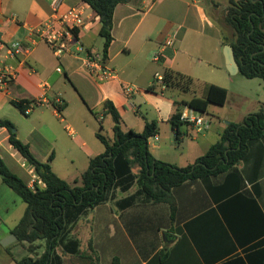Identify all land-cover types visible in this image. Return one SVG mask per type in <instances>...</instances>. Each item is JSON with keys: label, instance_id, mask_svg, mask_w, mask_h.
<instances>
[{"label": "crops", "instance_id": "1", "mask_svg": "<svg viewBox=\"0 0 264 264\" xmlns=\"http://www.w3.org/2000/svg\"><path fill=\"white\" fill-rule=\"evenodd\" d=\"M27 1L0 0V38L27 41L29 28L55 16L56 11L62 14L77 6L83 8L86 17L80 31L85 49L102 53L104 39L99 35L100 18L90 5L81 0H60L57 7V0ZM208 1L214 6L212 10L201 0H132L119 4L114 13V39L107 59L116 77L106 82L98 81L91 74L86 52L58 58L46 43L39 42L25 64L11 62L18 67V75L7 91L0 90V119L13 123L7 108L12 105L19 110L13 102L31 101L27 114H32L29 133L25 137L19 133L16 136L29 145L37 159L36 150L42 149L44 157L40 161H49L55 172L57 142L61 138L65 141L63 136L77 134L80 147L92 150L87 154L89 161L105 151V145L97 137L102 130L94 128L96 119L102 129L106 115L99 112V116H95L92 109L99 111L106 100L118 108L125 131L142 132L148 122L155 121L159 127L155 140L162 139L160 122L168 123L175 135L169 121L175 102L163 92L148 90L152 85L158 86L155 74L169 69L194 80L212 74L217 81H202L200 96L206 84L225 86L223 82L232 75L226 68L222 29L227 30L224 17L231 0ZM12 16L17 19L13 20ZM169 39L173 43L167 46ZM157 53L160 60H152ZM202 63L209 69L207 72L201 69ZM126 83L138 88L132 96L124 92ZM261 102L264 104V99ZM54 103L64 105L62 110ZM80 103L86 105L95 119L82 111L80 116L75 113L79 114ZM143 106L155 108L157 119L148 117ZM72 107L76 110H70ZM49 114L51 119L46 118ZM252 114H247L245 119ZM233 122L245 124L243 119ZM228 124L212 139L207 134L212 129L210 126L202 135L208 142L204 150L192 155L182 154L185 165L177 166H187L206 154L220 140ZM83 127L92 128L103 148L96 144L90 148ZM113 127L114 124L112 130ZM200 135L192 125L186 126L178 143L189 140L198 146ZM9 136H6L8 149H14ZM107 137L112 139L114 132ZM0 149L9 152L1 143ZM73 149L70 146L62 151L71 164L75 163L70 155ZM149 149L159 159L150 146ZM0 156L4 159L2 151ZM21 167L22 170L14 172L30 187L33 180L41 182L32 166L22 163ZM118 197L119 192L115 199L96 205L68 226V234L80 240L83 256L63 254L58 248L64 264H70L76 257L82 259L83 264H112L115 258L120 264H264V134L249 146L235 166L175 187L172 212L168 203L151 202L120 210L116 205Z\"/></svg>", "mask_w": 264, "mask_h": 264}, {"label": "trees", "instance_id": "2", "mask_svg": "<svg viewBox=\"0 0 264 264\" xmlns=\"http://www.w3.org/2000/svg\"><path fill=\"white\" fill-rule=\"evenodd\" d=\"M95 11L100 18L99 35L104 39L103 59L107 61L108 51L113 42L114 13L121 3L132 0H81ZM224 23L231 28V38L223 34V43L233 47L239 64V73L248 79L264 80V0H231L227 8ZM225 29V28H222ZM165 88L156 85L150 91L165 93L180 89L194 92L195 80L189 76L166 69L163 73ZM227 88L206 84L202 96L194 95L189 100L175 101L176 111L170 117V123L177 141L183 135V128L191 124L181 120L186 107L207 114L211 104L224 106L228 101ZM32 102L22 100L13 104L24 114ZM33 103L38 105V101ZM54 105L62 110L59 103ZM264 106V105H263ZM105 115H111L114 121L112 139L102 132L98 139L105 145V151L92 156L89 167L80 179L72 184L61 178L51 163L38 160L28 144L17 138L12 132L15 125L9 120L0 119V126L9 132V143L33 167L40 183L32 188L19 175L12 172L0 156V176L3 182L12 188L26 203L24 215L13 233L19 242L29 244L26 255L15 264H64L57 249L63 254L83 256L81 242L68 234V226L74 224L82 215L107 200L115 199L116 193L128 194L116 205L124 210L140 203H168L171 212L174 209L173 189L190 180L204 179L217 175L235 166L246 154L249 146L264 134V107L244 119V125L230 122L218 142L208 152L198 157L194 163L179 167L161 161L153 156L149 149V139L158 135L157 122H148L142 132L123 129V118L118 108L110 100L103 105ZM95 116L99 113L92 109ZM27 115V114H26ZM103 129V126H102ZM52 158H50V161ZM138 172H135V168ZM44 240L46 249L38 255L40 244ZM112 264H120L115 258Z\"/></svg>", "mask_w": 264, "mask_h": 264}, {"label": "rangeland", "instance_id": "3", "mask_svg": "<svg viewBox=\"0 0 264 264\" xmlns=\"http://www.w3.org/2000/svg\"><path fill=\"white\" fill-rule=\"evenodd\" d=\"M201 3L211 10L214 8V6L211 5V2L208 0H201ZM223 31L227 37L231 38V28L227 26V30L223 29ZM99 48L102 49V45L99 46ZM200 66L202 67V70H205V72L209 70L207 67H205V63H202ZM226 79L227 80L223 82V85H225L223 87L227 88L229 91L228 101L224 107L213 104L210 105L206 116L211 120L212 129L210 130V133H207V131L201 133L199 136V141L201 143L198 146H195V143H191L189 140H185V143L179 145L175 135L171 131V126L168 123L160 122L159 126L161 129V141L155 140V137H151L149 140V146L151 150L154 151V154L159 159L174 165H182V163L185 165L182 154L192 155L200 153L204 150L205 144L208 145V142L204 141V137H202V135H205L206 133L210 134L209 136L212 139L218 130L220 131L227 123L240 121L241 119L244 120L247 114L260 111L261 108L264 107L263 102H261L264 99L263 79H248L241 73L231 76L228 75ZM63 81H66L64 76ZM202 81L217 80H215V78L212 77V74L209 73L208 75H205L204 78H195L194 92H183L180 89L168 90L165 92V96L172 98L174 102L188 99L194 95L200 96L203 91L204 84ZM156 93L160 94V90L158 89ZM7 109H9L7 112H9V115H11L15 125V127L12 128V132L15 134L19 133L21 137H25L31 128L32 114L25 115L21 111L15 109V107L12 105H10V107ZM78 109L79 114L75 111L77 115L80 116L82 111L87 117L95 119L86 105H82L80 103L78 105ZM175 109L176 107L174 108V112ZM70 110H76V108L72 107ZM95 111L98 113H103V107L99 111ZM128 112L133 117L135 116L132 111ZM143 112L151 119H157L158 117L157 110L153 107L146 109V106H143ZM46 118L51 119L50 114ZM113 124L114 121L112 116L106 115V119L104 123H102L103 129H101V125L96 119L94 129L96 131L102 130L106 136H112ZM83 131L85 132V136L87 137V142L90 145V148L93 144L103 148L102 143L97 139L92 128L90 130L89 128L83 127ZM46 132L49 131L47 130ZM8 135H10L9 130L0 126V143L6 149H8V142L6 141V136ZM63 138H65V141L61 138V140L57 142V158L55 160V169L61 178L72 184L76 179H80L83 173H85L88 169L89 160L87 154L91 153L92 150H90L89 147H84V149L83 147H80L77 134H74L73 136L67 135V137L63 136ZM70 146L74 148L73 152L70 154L72 157H74V164H71L69 158H67L65 154H62V151H64L66 147ZM8 150L9 152L5 153L3 152V149H0L4 155V161L6 162L7 166L12 172H16L17 169L22 170L23 168L21 167V164H27L26 161L19 155L18 152H16L15 149ZM36 155L39 160H43L44 154L42 149L36 150ZM135 172H138L137 167L135 168ZM135 190L136 187H134L128 194L133 193ZM128 194L119 192L118 198H122ZM25 209L26 203L12 188L3 182L0 176V264H15V260H19L26 255H32V253L30 254L27 248L29 244L26 242H19L16 239V235L12 232L24 215ZM6 240L10 241L9 244H4ZM36 243L40 244L41 246L39 249H37L38 255L43 254L46 249V242L44 240H38ZM70 264H83V260L76 257L70 261Z\"/></svg>", "mask_w": 264, "mask_h": 264}, {"label": "built area", "instance_id": "4", "mask_svg": "<svg viewBox=\"0 0 264 264\" xmlns=\"http://www.w3.org/2000/svg\"><path fill=\"white\" fill-rule=\"evenodd\" d=\"M59 2L60 0L56 1V7ZM12 19L16 20L17 18L12 16ZM85 24L86 17L83 8L75 6L62 14H58L56 11L55 16L45 20L35 28H29L27 41H6L0 38V90L7 91L18 75V67L11 62L15 61L22 65L25 64L27 56L39 42L46 43L58 58L68 54L77 55L86 52V62L89 70L98 81L106 82L115 78V70L108 66L107 61L103 59L102 53L85 49L80 39V31ZM172 43L173 40L169 39L166 45L169 46ZM152 60L159 61L160 54H154ZM57 70L62 71L61 68ZM155 80L156 84L164 90L163 74L156 73ZM123 89L126 95L132 96L138 88L126 83L123 85ZM31 107V105L27 106L26 114H29ZM181 120L191 124L198 133L207 131L211 126L210 119L206 114L197 112L190 107H186L183 110ZM35 181L33 180L32 182V188L35 187Z\"/></svg>", "mask_w": 264, "mask_h": 264}, {"label": "water", "instance_id": "5", "mask_svg": "<svg viewBox=\"0 0 264 264\" xmlns=\"http://www.w3.org/2000/svg\"><path fill=\"white\" fill-rule=\"evenodd\" d=\"M224 55H225V58H226V67H227L228 71L232 75L239 73V70H240L239 64H238V62L236 60L233 47L230 44H226L224 46ZM16 239H17V236H16ZM9 242L10 241L6 240L4 242V244H9Z\"/></svg>", "mask_w": 264, "mask_h": 264}]
</instances>
